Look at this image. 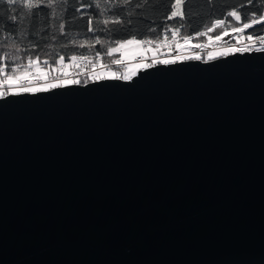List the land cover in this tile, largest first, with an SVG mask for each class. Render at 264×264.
Returning a JSON list of instances; mask_svg holds the SVG:
<instances>
[{
    "label": "water",
    "instance_id": "obj_1",
    "mask_svg": "<svg viewBox=\"0 0 264 264\" xmlns=\"http://www.w3.org/2000/svg\"><path fill=\"white\" fill-rule=\"evenodd\" d=\"M0 97V264H264V48Z\"/></svg>",
    "mask_w": 264,
    "mask_h": 264
},
{
    "label": "trees",
    "instance_id": "obj_2",
    "mask_svg": "<svg viewBox=\"0 0 264 264\" xmlns=\"http://www.w3.org/2000/svg\"><path fill=\"white\" fill-rule=\"evenodd\" d=\"M95 2L96 0H59L55 16L51 15L46 3L31 12L17 8L16 14L20 21L17 27L8 21L9 10L6 3L0 0V17H3L0 19V57L5 52L9 54L7 59H0V63L5 64L6 71L10 72L15 63L13 56L19 55L22 64H27V57L31 56L47 73H53L57 71L54 61L61 55L65 57L64 67L70 68L72 55L91 57L92 60L99 57L110 59L120 55L109 51L118 45L116 41L132 37L159 40L164 37L163 31L166 27L178 28L180 37L184 38L209 28L215 19L226 18L225 25L215 31L220 33L224 29L240 27L242 23L247 22L245 14L250 17L253 11H256L257 15L264 12V3H261V0H253L251 5L247 0H185L184 17L168 19L171 11L169 4L175 0H130L127 6H114L115 0H99L100 9L94 6ZM137 4L141 6L137 7ZM240 5H243V8ZM232 7L240 11V21L228 17L227 13ZM114 17H119L122 22L115 23ZM89 19L93 21L92 32L87 30ZM103 19H108L109 23L103 24ZM61 22L65 23L64 33L59 32ZM53 24L56 25L55 28L51 27ZM53 35L56 39H52ZM249 35L263 36L264 22L249 28L243 36ZM96 36L100 37L101 43H95ZM73 38L79 41L87 40L88 43L84 47L73 45L70 43ZM96 53L100 55L96 56ZM36 57H39V60H36ZM204 59L209 60L208 53L204 55ZM45 60L51 68L44 65Z\"/></svg>",
    "mask_w": 264,
    "mask_h": 264
},
{
    "label": "snow or ice",
    "instance_id": "obj_3",
    "mask_svg": "<svg viewBox=\"0 0 264 264\" xmlns=\"http://www.w3.org/2000/svg\"><path fill=\"white\" fill-rule=\"evenodd\" d=\"M2 2L6 3L7 8L9 10V15L7 17L8 21L13 24L16 25L17 27H19V23L20 21L18 20V16L16 14V9L17 8H22L25 9L29 12H31L34 9H38L42 4L47 5V8L51 10V15L55 16L56 15V8L58 6V2L59 0H2ZM185 2V0H175V2H170L169 6H170V14L168 15V19H172L174 17H184V13L181 11V7L182 4ZM130 0H115V4L116 5H123V6H127L129 5ZM247 3L249 5L253 4V0H247ZM261 3H264V0H261ZM87 6H91V5H81V7H87ZM97 9H100L101 5L99 0H96L95 5H94ZM141 5L137 4V7H140ZM241 8H243V5H240ZM77 11H79V9H77ZM228 17H232L234 18L235 21H240L241 20V13L240 11L237 10L236 7H232L231 11H229L227 13ZM247 22L242 23L240 27L238 28H234L233 31L237 32V33H243L245 29H249L252 28L254 25L256 24H260L261 22H264V12H261L260 15H257L256 11L251 12L250 17H247ZM0 19H3V17H0ZM103 24L107 25L109 23L108 19H103L101 21ZM114 22L115 23H121L122 21L119 19V17H114ZM92 19L88 20V32H92L93 28H92ZM129 23H131V21H129ZM224 24L223 20H216L211 28H209L207 31H212L213 29H215L216 27L220 26ZM52 28H55L56 25L53 24L51 25ZM65 31V23L61 22L59 23V32L60 33H64ZM179 31L178 28L176 29H171L169 27H166L164 29V42H166L167 40V36L169 34V32H171V35L173 37V41L175 42V37L177 32ZM207 32H200L197 31L195 33L196 36H202V35H206ZM225 34H226V30H225ZM190 37H184V39H189ZM52 39H56V36L53 35ZM135 39V37H132L131 40L125 41L126 43H131L133 40ZM217 40L220 39L219 36L216 37ZM261 44H264V36L258 37L257 38ZM248 41H252L253 37L251 35H249L247 37ZM122 41H116V44H122L125 43ZM71 44L73 45H79L80 47H84V45L86 43H88L87 40L84 41H79L75 38L71 39L70 41ZM95 43H101L100 37L96 36L95 37ZM145 45L151 44L153 43V41L146 39L144 41ZM33 47H35V45H33ZM89 47H91V44H89ZM197 48H207L208 45L207 44H197L196 45ZM20 49H17V51H19ZM253 50V46L252 44H247L245 46H239V47H234V51L235 52H250ZM261 50V49H258ZM109 51H112V49L110 48ZM227 52L226 51H220L219 55H226ZM8 53L5 52L3 53V56L0 57V59H7L8 58ZM99 53H96V56H99ZM216 56V52L215 51H209L208 52V58L214 59ZM179 59H183V60H187V59H201L200 55H181L180 57H178ZM13 61H15L14 65L11 67V71L8 72L6 71V65L3 63H0V97H5L7 95H9L10 93H20V92H24V93H35V92H44L47 91L51 88H57L60 87V83H58V80H63L64 83H69V84H79L81 83L80 80L77 79H70L67 77V75H64L62 77H52L51 80H49L47 77L49 75V73H42L39 71H33V68L38 69L39 68V64H37L33 58L31 56L27 57V64H22L20 63L21 57L19 55L13 56L12 57ZM91 57H77L76 55H72L70 57V60L74 65L80 63L81 61H83L84 63H88L89 61H91ZM36 60H39V57H36ZM64 60L65 57L63 55L59 56V58L54 61V63L56 64L57 70L62 69L65 65H64ZM157 63H163V64H172L175 63V60L172 59H164V60H159L156 61ZM44 65L48 68H51V65L48 64V61L45 60L43 61ZM117 63H119V61H117ZM150 66V65H149ZM138 67V65L136 66ZM136 68H127L126 67V71L124 72V74L120 77L121 79L124 80H129L131 79L132 75L135 73ZM93 75L97 78V79H103V77L98 74V73H93ZM32 77H35V79H32Z\"/></svg>",
    "mask_w": 264,
    "mask_h": 264
},
{
    "label": "built area",
    "instance_id": "obj_4",
    "mask_svg": "<svg viewBox=\"0 0 264 264\" xmlns=\"http://www.w3.org/2000/svg\"><path fill=\"white\" fill-rule=\"evenodd\" d=\"M216 20H223L224 24L216 27L212 31H207L211 26L205 30H202L200 32H207L206 35L202 36H196L195 33L192 35H188L186 37H190L189 39H184L180 37V32L178 31L175 37V42L173 41V37L171 35V32H169L167 36L166 42H164V37L159 40H154L152 38H145L141 39L142 44L145 45L144 41L146 39L153 41V43L145 45V46H152L156 47L157 53L150 55L149 57L140 55L135 59H124L120 55L111 57L110 59H104L102 57H99L95 60L89 61L88 63H84L81 61L80 63L76 64L72 67H63L62 69L57 70L56 72L53 71V73H49L48 79L51 80L52 77H62L64 75H67L68 78L77 79L81 82H84V80L90 81L93 79H96V77L93 75V73H98L102 76L101 72L105 69H125L128 65L133 63H139L145 64L142 65L140 68L149 67V65H155L158 64L156 61L164 60V59H172L176 61H182L183 59H179L181 55H200L201 59H204V55L207 54L211 50L215 49H221V48H229L234 49V47L239 46H245L247 44H252L253 50L254 49H260L264 48V44H261L260 41L257 39L258 37H261V35H252L253 40L248 41L247 37H244V33L248 30L245 29L243 33H237L234 32V28H228L224 29L220 33H215L217 28L223 27L226 23V18H218ZM213 22V23H214ZM212 23V24H213ZM171 29H175L174 27H170ZM238 28V27H235ZM229 33L225 37H221ZM164 34V31H163ZM219 36L220 39L217 40L216 37ZM264 36V35H263ZM197 44H207V48H197ZM79 57H86L83 55L77 56ZM189 60V59H187ZM119 61V63H117ZM33 71H38L36 69H33ZM43 73V72H42ZM47 73V72H46ZM122 75H118L117 77H121ZM105 78V76H102ZM32 79H35V77H32ZM86 81V82H87ZM58 83L62 84L63 80H58Z\"/></svg>",
    "mask_w": 264,
    "mask_h": 264
},
{
    "label": "rangeland",
    "instance_id": "obj_5",
    "mask_svg": "<svg viewBox=\"0 0 264 264\" xmlns=\"http://www.w3.org/2000/svg\"><path fill=\"white\" fill-rule=\"evenodd\" d=\"M181 11L183 12V4H182V7H181ZM228 34L229 33H227V34H225V35H223L221 37H225ZM131 39L132 38H129V39L123 40L122 42L131 40ZM156 49H157L156 47H152V46L148 47V46L143 45L141 39L135 38L131 43H126L125 42V43L117 45L115 48L112 49V52L113 53H119L120 56L122 58H124V59H135V58H137L140 55H144V56L149 57L150 55L156 54L157 53ZM211 51H215L216 52V56L220 57V55H219L220 51H226L228 53H231V52H234V49L221 48L220 50L219 49H215V50H211ZM221 56H223V55H221ZM36 63L38 64V62H36ZM69 64H70V61H68V65ZM143 64H145V62H143ZM143 64L133 63V64L128 65L127 68L130 69V68H134L135 67L136 71H135L134 74H136L137 71L140 69V67H142ZM137 65H138V67H136ZM34 69H36V68H34ZM36 70H38L39 72L46 73V70H44L40 66ZM125 71H126V68L125 69H118V70L105 69V70H103L101 72V74H102V76H105V78L106 77L113 78V77H117L118 75H123ZM70 79H72V78H70ZM88 82H91V81H88ZM66 84H69V83L62 82V84H60V85L62 86V85H66Z\"/></svg>",
    "mask_w": 264,
    "mask_h": 264
},
{
    "label": "bare ground",
    "instance_id": "obj_6",
    "mask_svg": "<svg viewBox=\"0 0 264 264\" xmlns=\"http://www.w3.org/2000/svg\"><path fill=\"white\" fill-rule=\"evenodd\" d=\"M95 80H99V79L96 78V79H93V80H90V81H95ZM87 82H85V83H87ZM81 83L85 84L84 82H81Z\"/></svg>",
    "mask_w": 264,
    "mask_h": 264
}]
</instances>
